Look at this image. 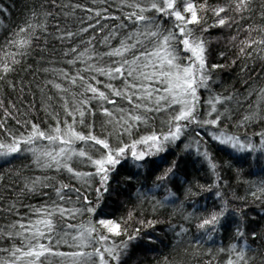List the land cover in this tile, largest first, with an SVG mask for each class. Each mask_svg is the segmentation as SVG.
Segmentation results:
<instances>
[{
	"label": "snow or ice",
	"instance_id": "snow-or-ice-1",
	"mask_svg": "<svg viewBox=\"0 0 264 264\" xmlns=\"http://www.w3.org/2000/svg\"><path fill=\"white\" fill-rule=\"evenodd\" d=\"M46 2L62 11L68 9L64 12L66 18L76 16L77 11L84 13L76 16V31L55 25L59 33L55 39L70 45L62 51L66 67H56V62L49 61L53 66L42 71L51 78L37 85L42 93L50 86L55 95H47V100L57 101L59 110L51 103L45 105L52 123L42 127L14 103L5 105L0 100V158L12 163L23 153L30 154L32 163L46 174L26 181L22 192L47 196L43 190L51 188L56 199L40 207L29 206L27 216L0 229V240L5 241L0 246V264H127L125 257L134 243H160L154 233L157 224L164 221L141 214L139 226L129 232L123 226L127 220L104 214L103 197L110 194L113 174H119L122 167L136 169L124 177L127 181L141 174L146 179L153 177L151 188L137 189V198L154 201L155 212L157 207L177 205L169 183L179 175L184 160L171 148L190 132L199 139L185 144L184 149L194 145L196 155L207 161L213 173L217 165L207 148L201 149L205 135L223 149L240 154L230 153L236 165H264V131L255 133L260 139L254 143L251 138L223 130L224 121L231 119L229 105L245 103L253 95L255 109L244 115L237 126L245 128L249 123L264 121V86H249L251 90H246L243 97L213 94V71L224 65L209 64L208 41L203 36L211 28L235 26L236 34L230 37L236 50L232 63L241 58H264V11L260 13L261 22L246 23L255 16L252 0H93L96 7L70 0ZM2 11L6 9L0 8ZM51 17L53 12L45 3L33 6L24 22L0 46V81L14 89L15 83L8 80L10 74L22 68L37 48L46 50ZM165 24H171V28ZM197 30L201 35H196ZM41 41L45 47L40 46ZM201 89L209 93L203 103ZM98 114L103 117L99 134L95 123ZM161 114L165 119L160 131L153 128L148 134L137 135L142 126L149 127ZM10 118L22 130L9 129ZM81 166L88 170H81ZM65 174L69 181L88 188L95 182V201L70 182L57 180V176ZM201 188L211 191V186ZM158 189L166 193L162 198L157 197ZM72 191L77 194L75 202L69 195ZM187 192L199 195L192 188ZM215 195L219 197L220 193ZM250 195L264 202V181L254 185ZM8 210L14 212L15 203ZM204 211L205 215L196 218L195 227L211 239L213 232L227 224L229 209L225 203ZM85 213L86 221L73 223ZM134 215V210H129L127 219ZM241 215L247 213L241 210ZM192 218V213L185 216V220ZM168 230L181 239L189 232L184 225L169 224ZM236 235L245 242L230 245L226 264H252L254 258L248 256L252 249L240 225ZM250 235L264 242V233L252 231Z\"/></svg>",
	"mask_w": 264,
	"mask_h": 264
},
{
	"label": "trees",
	"instance_id": "trees-1",
	"mask_svg": "<svg viewBox=\"0 0 264 264\" xmlns=\"http://www.w3.org/2000/svg\"><path fill=\"white\" fill-rule=\"evenodd\" d=\"M57 2L59 3L60 0ZM64 2L67 3L69 0H64ZM70 2L96 7L93 0H70ZM214 2L215 0H209V3ZM41 3H45L48 10L53 12V17L49 20L48 30L51 35L47 37L46 50L40 51L37 48L32 56L27 58L22 68L18 67L15 73L10 74L8 80L15 83L14 89L10 87L9 83L0 81V100H3L5 105L10 102L14 103L21 112H27L29 118L41 123L42 127H47L52 121L46 115L44 106L51 103L59 110V105L55 100L51 102L47 100V95H55L54 91H50V86L42 93L37 85H42L46 78H51L42 71L43 68L53 66L49 61L56 62V67H66L62 63V51L70 46L55 39V36L59 35L55 25L59 24L61 28L76 31L79 27L76 16L84 13L77 11L76 16L66 18L64 12L68 9L62 11L61 8L53 7L51 3H47L46 0H0V8L6 9V11L0 12V46H3L18 25L24 22L30 9L33 6L38 7ZM252 5L255 16L246 23H259L261 22L260 13L264 11V0H252ZM165 27L171 28V24H165ZM235 34V26L232 29L211 28L207 33H203L208 41L209 64L224 65L223 68L213 71V79L210 82L213 94L219 93L225 96L234 94L243 97L247 95L246 90L250 91L251 88L259 89L264 86V58L257 57L254 60L241 58L236 60L235 64L232 63V60L236 59V50L230 42V37ZM196 35H201V33L197 30ZM243 35L241 33L240 38H243ZM76 42L78 43V41ZM40 46L45 47L43 41L40 42ZM221 53L224 55L221 56ZM200 92L203 103L207 100L209 93L204 89H201ZM255 99V95H253L245 103H231L229 105L231 119L224 121L223 130L241 138H251L254 143H258L260 137L255 133L264 131V121L249 123L245 128L237 126L244 115L255 109ZM205 107L207 106L205 105ZM2 116L3 113L0 112V117ZM61 116H63L62 112ZM163 119H165L163 114L157 116L149 127L142 126L137 135L148 134L153 128L160 131L164 127L161 122ZM102 121L103 117L98 114L95 121L97 134L101 130ZM7 126L13 131L22 130L11 118L7 121ZM0 139H3V136H0ZM124 139L128 138L124 137ZM194 139L199 138L190 132L171 148L172 153L180 155L184 160L179 175L169 183V187L176 194V207H157L153 212L154 201H142L137 198V189L151 188L153 177L146 179L145 175L141 174L137 179L127 181L124 177L136 171L130 166L122 167L119 174H113L110 181V194H105L103 197L102 209L105 215L119 221L127 220L123 226L127 227L129 232L139 226L137 220L141 218V214L149 219L155 216L164 221V223L157 224L154 233L158 236L160 243L155 245H146L143 242L134 243L129 249V255L125 257L127 264H166L165 258H167V264H226L227 249L230 245L234 243L242 245L245 242V238H238L236 235L237 225L246 231V240L252 249L248 256L254 258L252 264H264V242L259 238L253 240L250 235L252 231L264 233V202L253 200L250 195L254 185L264 181V165H253L252 167L236 165L231 155L240 154L232 153L230 149H223L210 136L205 135L201 140V149L206 147L217 165L216 171L213 173L207 161L196 155L194 145L191 149H184V145ZM113 142L115 143V140ZM81 170L88 169L81 166ZM44 174L46 173L37 169L32 163L31 155L28 153L14 158L12 163H6L4 159L0 158V229H4L6 225L13 223L21 216H27L30 212L29 206L40 207L45 202L56 199L51 188L43 190L48 193L47 196L22 192L26 181ZM47 174L56 175L54 173ZM57 180L65 183L70 182L73 188H80L89 200L95 201L97 195L94 191L95 182H93L92 188H88L86 185L81 186L75 180L69 181L67 174L57 176ZM201 186L204 189L211 186V191L202 190ZM189 188L199 195L189 194L187 192ZM216 192L220 193L219 197L215 195ZM156 194L158 198H162L166 193L163 189H158ZM69 195L75 202L76 192L72 191ZM13 203L16 205V210L10 212L8 206ZM225 203L229 209L228 222L223 229L213 232L209 239L208 235L196 229V218L206 214L204 209L211 211ZM181 204L182 208H180ZM129 210L135 212L131 220L127 219ZM241 210L247 215L242 216ZM189 213L193 214L190 221L185 220V216ZM87 219L88 215L85 213L83 217H78L77 221H73V223ZM57 223H60L59 217H57ZM169 224L184 225L189 229V232L183 239L174 237L173 232L168 230ZM118 240L119 238H117V242ZM193 241L196 243L193 244ZM2 245H5L4 240H0V246ZM2 255L0 253V256Z\"/></svg>",
	"mask_w": 264,
	"mask_h": 264
}]
</instances>
